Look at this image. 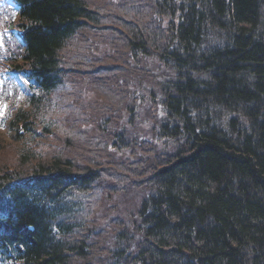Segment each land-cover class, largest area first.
<instances>
[{"label":"trees","instance_id":"obj_1","mask_svg":"<svg viewBox=\"0 0 264 264\" xmlns=\"http://www.w3.org/2000/svg\"><path fill=\"white\" fill-rule=\"evenodd\" d=\"M153 1L156 36L119 0H0V264H264V0ZM137 51L174 74L162 135L180 147L148 176L86 132L57 150Z\"/></svg>","mask_w":264,"mask_h":264},{"label":"rangeland","instance_id":"obj_2","mask_svg":"<svg viewBox=\"0 0 264 264\" xmlns=\"http://www.w3.org/2000/svg\"><path fill=\"white\" fill-rule=\"evenodd\" d=\"M117 6L122 9L127 8L129 13H126L125 10L119 12L121 17L127 19H130L127 17L130 14L138 17L143 12V25L147 24L150 17L152 21L149 27L152 28V31L148 33L151 36L161 35L162 31L159 29L167 27V18L161 16L158 2L119 0ZM109 29H114L113 31L119 33L120 26L115 25V28L110 27ZM122 33L125 35L123 31ZM118 41L119 48L121 47L119 50L123 53L124 41H121L120 38ZM105 50H107L106 47L96 57L105 59L108 54L109 56L115 55L113 52ZM129 62L127 68L119 70V77L123 78L119 81V87H107V90L112 94L109 96V101L106 100V97L104 100L94 91L89 93L91 96L86 101V107L82 110L83 116H87L82 127L79 130L75 128L77 114L71 111L61 123L64 126L60 127L58 136L55 135L57 139H50L55 140L51 144L55 143L57 150L63 151L64 144L69 143L73 147H78L76 143H81L79 139L84 136L82 133L86 132L87 140H94L97 145L107 148L108 156L106 155L107 157L104 158L106 161L102 163H106L107 158H110L112 163H115L114 160H118L119 163L126 164L125 169H135L140 176H148V170L154 167L163 155L173 154L182 142V138L173 139L162 135V125L166 118L163 89L167 79H172L174 74L170 68L159 61L157 56L143 55L140 51L133 53L129 57ZM15 80L22 90L27 91V85L22 78L15 77ZM110 111L114 113L109 114ZM108 114V119L101 122V117H106ZM117 133L121 136L119 140L116 139ZM0 135L8 137L5 129H0ZM55 145L44 146L43 151L50 153L53 150L52 146ZM30 146L34 148L32 145ZM80 149L88 148L81 146ZM64 151L66 153V150ZM69 153H73V151L70 149ZM10 154H13V151ZM71 156L78 158L77 161L80 165H85L87 159L91 160L89 156L84 157L81 154ZM9 157L12 158V156L6 158ZM144 180L145 178L142 181Z\"/></svg>","mask_w":264,"mask_h":264},{"label":"snow or ice","instance_id":"obj_3","mask_svg":"<svg viewBox=\"0 0 264 264\" xmlns=\"http://www.w3.org/2000/svg\"><path fill=\"white\" fill-rule=\"evenodd\" d=\"M4 107H6V105Z\"/></svg>","mask_w":264,"mask_h":264}]
</instances>
